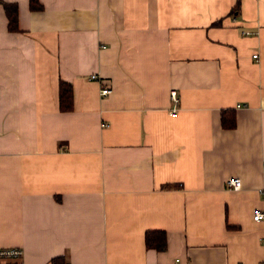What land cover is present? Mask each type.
I'll return each mask as SVG.
<instances>
[{"label": "crops", "instance_id": "0c3cea01", "mask_svg": "<svg viewBox=\"0 0 264 264\" xmlns=\"http://www.w3.org/2000/svg\"><path fill=\"white\" fill-rule=\"evenodd\" d=\"M1 1L18 29L0 3V247L22 264H264V0Z\"/></svg>", "mask_w": 264, "mask_h": 264}, {"label": "trees", "instance_id": "16d2710c", "mask_svg": "<svg viewBox=\"0 0 264 264\" xmlns=\"http://www.w3.org/2000/svg\"><path fill=\"white\" fill-rule=\"evenodd\" d=\"M8 18L9 30H17V6L13 2L1 1ZM31 9H40L42 5L37 0H30ZM72 104L71 85L65 81L59 82V106L62 110H68ZM221 123L224 127H232L234 124V114L230 110L221 111ZM166 244L165 232L160 230H148L145 233V245L156 249H163Z\"/></svg>", "mask_w": 264, "mask_h": 264}, {"label": "built area", "instance_id": "2783aa9c", "mask_svg": "<svg viewBox=\"0 0 264 264\" xmlns=\"http://www.w3.org/2000/svg\"><path fill=\"white\" fill-rule=\"evenodd\" d=\"M256 56V53L253 54ZM91 79H97V75L95 73H91L89 75ZM101 94L107 95L110 92V87L103 86L100 89ZM170 99L173 103L178 102V96L175 89H171L169 93ZM176 107L173 106L171 112L175 113ZM227 185L232 189H239L241 186V180L237 176H230L227 178ZM252 218L255 220L263 219L264 220V211L260 208H255L252 212ZM22 255L23 251L18 246H8V247H0V264H22ZM63 264H69L64 262Z\"/></svg>", "mask_w": 264, "mask_h": 264}]
</instances>
